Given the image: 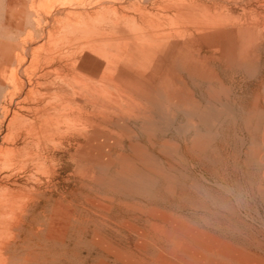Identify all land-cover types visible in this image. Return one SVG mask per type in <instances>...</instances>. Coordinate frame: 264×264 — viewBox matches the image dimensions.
I'll list each match as a JSON object with an SVG mask.
<instances>
[{
    "label": "rangeland",
    "instance_id": "rangeland-1",
    "mask_svg": "<svg viewBox=\"0 0 264 264\" xmlns=\"http://www.w3.org/2000/svg\"><path fill=\"white\" fill-rule=\"evenodd\" d=\"M84 59L101 68L77 71ZM29 76L47 84L46 100L58 83H80L84 111L83 123L62 125L55 141L25 131L16 140V127L10 135L21 157L0 162V185L35 198L16 264L26 257V264H243L247 257L264 264V164L252 138L220 130V165L189 151L202 141L189 115L211 121L210 107L221 108L215 96L235 110L241 99L264 111V0H0V102L11 83ZM72 98L69 91L66 101ZM23 105L26 125L38 128L41 114L30 101ZM1 106L0 148L9 103ZM161 140L185 154L174 168L164 162L155 184L142 177L149 168L138 159L149 150L158 156L150 142ZM170 183L172 195L181 188L187 200L170 204L162 195ZM156 213L168 217L172 238L148 244L130 226L150 233L145 220Z\"/></svg>",
    "mask_w": 264,
    "mask_h": 264
},
{
    "label": "bare ground",
    "instance_id": "bare-ground-1",
    "mask_svg": "<svg viewBox=\"0 0 264 264\" xmlns=\"http://www.w3.org/2000/svg\"><path fill=\"white\" fill-rule=\"evenodd\" d=\"M65 17H66V15H65ZM229 33H231V32H229ZM92 45H95V43ZM107 46L104 42L101 44V46H99L98 49L104 50V48H106ZM112 47H113V45H112ZM221 48L222 49H226V48L233 49L234 52H237V54L241 55V56L246 54V50H244L243 47H240V46L235 45V44H231V45L222 44ZM87 50H89V49H87ZM196 55L197 54H192L190 60L192 61L193 64H195V65L199 64L200 65L199 57H197L198 55L197 56ZM17 58H19V56ZM17 58H16V60H19ZM32 59L33 60L31 62L33 65L34 60H36V59L34 56L32 57ZM85 60L86 59H84L82 62L77 63L79 66V67L77 66L78 67L77 71H78V69L83 70L84 68H85L84 70L90 69L88 67V62L87 61L85 62ZM239 64H237V65H239ZM99 66L92 65V69H90V70L98 72V70H99L98 68H101ZM83 76H86V75H83ZM30 77L31 76H29L28 79ZM27 81H28V83H26V82L25 83H23V82L22 83L21 82L20 83H11V87L13 90L5 93L4 96L2 97L1 102H0V107H2L1 105L3 103H6V102L9 103V108H6V111H5L6 112V117H5L6 124L5 125H6V129L8 130V134L2 140L3 143H6V145L5 146L3 145V147L0 148V162L3 163L2 165H4V164L5 165H7V164L13 165L14 163H16V161L19 162L18 159H19L21 151L19 152V150L17 148L15 149L14 147H12L14 144L12 142H10V140H9L10 135L11 134L13 135V132H14L13 130L15 129V127H16V140L18 139V137L20 135H22V132L25 131V132L34 133V134H32V136L35 135V138L37 137L39 139V136H45L44 139H47V137H48L49 139H51L53 141L55 138L58 137L56 132L62 129V125L66 124V123H72L74 126H76V125L79 126L81 123H83L81 114L84 111V104L82 103L81 98H80V95H82V94H80L81 90L78 89V88H80V87H78L80 85V83H58L57 91L54 92V94H52V96H50L46 100V98L43 99V97H45V96L42 95V92H40V89H42V88L47 89V87H48L47 84L46 83H39V82L32 83V80H30V79ZM87 85H88V83H87ZM92 89H93V87H90V85H89L88 91H90V96L94 100V95H95L94 92L95 91H93ZM69 91H71L73 98L69 101H66V98L69 95ZM39 92L41 94H39ZM215 97H214L215 98L214 100L217 101L218 103H220L221 108L217 109L215 107H210V108H212L211 114H210L211 121L204 119V117L199 115L197 112H193V114L189 115V116H192L193 119H195V121H196V123H194V127H197V131L195 132L196 138L202 139L201 143H199L198 141H195L193 143L192 149L190 148L191 150H189V151H192L196 155L198 160H202V157H204V159L207 160L209 163H213V164L216 163L219 165L224 164V159H223V156L221 153V149L223 148V147L221 148V146L223 145L222 144L223 140H222V135L219 132H220V130H223V128H226V127H228L229 129L236 128V129H239L241 132L247 134L248 136H250L252 138V141H253L254 146H255L254 147L255 154L258 157V160L264 164V116H262L264 114V111L261 112V104L258 105L257 102H253L252 104H250L246 100L240 99L237 102L239 104L235 110L232 108V106L230 107L226 102H224L223 96H215ZM28 101H30L31 105L33 106V107H31V106L27 105L28 109L36 111V113L41 114V117L43 118V120H41V123L39 122L40 125L38 126V128H35L37 125L35 127L31 125L32 127L28 128L29 125L28 126L26 125V122H28V121H25V118L23 117V115L21 113L24 110L23 104L27 103ZM91 104H92V102H91ZM14 105H16V109L13 108ZM90 107H91L93 114L97 112L96 105L92 104V106H90ZM87 111H89V110H87ZM151 118H152V116H151ZM190 119H192V118L190 117ZM92 126H94V125H92ZM237 127H239V128H237ZM200 129L205 130L206 134H202ZM226 130H227V128H226ZM259 135L262 138H261L260 142L258 143L255 140ZM150 144L152 145L153 148H155V146H158V151L160 152L159 155L157 156V155L153 154L154 152L148 149L151 153L147 152L145 154V156H141V158L138 159V161H140L147 168H149V173L142 175V177H144L145 179H147L150 182H154L155 184H157L159 181L162 182V172H163L162 167H164L163 166L164 162H166L169 165V167L174 168L175 166L173 164H178L180 162L182 163L183 155L185 153L183 155H180L181 154L180 150H179L180 148L178 146L167 145L166 143H163L162 140H161V143H151L150 142ZM42 153H44V151ZM161 155H163L165 158H162ZM188 156H186V157H188ZM189 158H190V156H189ZM43 160H45V159H43ZM250 161L251 160H249V162H247V163H244L245 167H246V165L247 166L251 165ZM259 161H258V164H259ZM222 166H224V165H222ZM259 166H260V164H259ZM205 167H206V165H205ZM242 167H244V166H242ZM243 170H244L243 174H245L248 177L252 176L251 175L252 173H250L246 169H243ZM168 182H172V181L168 180ZM171 186H173L172 183L167 184V186L162 188V191L164 192V193H162V195L166 196L165 199L170 204H172L174 206L177 202L176 201L177 198L186 199L187 197H186L185 191H183L181 188H178L181 196L172 195V194H175L176 192H175L174 188ZM3 187H6V186L4 185ZM3 187H1V185H0V264H16V249L19 246L17 241H20L19 239H21V235H23V236L27 235V234L30 235V231L33 229L29 220H28L29 219L28 213L30 212L29 202L31 200H33L34 196H32L29 193L28 194L19 193V192H16V190H10L7 187H6L7 189L3 188ZM44 197H45V195H44ZM38 198H36V200ZM60 198H61V196H60ZM40 199H41V197H40ZM61 202H64V201H61ZM56 203H58V202L56 201ZM56 203H55V205H56ZM34 204H35V202H34ZM186 205H187V203H186ZM54 209H56V208H54ZM46 210H47V212L52 214L53 209H52L51 205L47 204ZM59 214H61V213H59ZM66 214H67V212H66ZM51 216L52 215H50V217ZM152 216H153V218L151 217L150 219L145 220V222L150 223V225H149L150 230H151V232L149 231L150 233H146V230L148 228H145V227H147L145 225L141 229L136 228L135 226L131 225L130 226L131 232H137L139 234V236H142V241L145 240V241H147L148 244H150L149 243L150 240L153 242L155 241L156 243L160 242L162 239L170 240L172 238L171 233H169L168 229H166L163 226V223L164 224L169 223L168 217L165 214H161V213L160 214L156 213ZM145 217H147V215ZM61 218H62V216H61ZM34 219H36V218L34 217ZM57 220H58V218H57ZM59 225H61V224H59ZM173 230H175V229H173ZM17 232H18V234L16 235ZM35 234L40 236V233H38V232H36ZM131 239L132 238H128L127 243H129L131 241ZM142 241L140 242L141 246L145 244ZM34 255H36V254H34ZM246 259L248 260V262H245L243 264H259L258 261H256L255 259L251 260V259H249V257H247ZM26 260L28 262L30 259H28L26 257L25 261ZM255 261H256V263H255ZM26 263H24V264H26ZM239 264H242V263H239Z\"/></svg>",
    "mask_w": 264,
    "mask_h": 264
}]
</instances>
